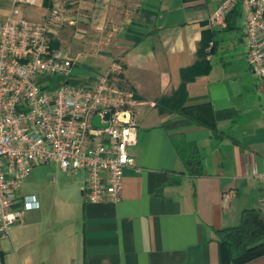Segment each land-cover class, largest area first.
Instances as JSON below:
<instances>
[{
  "label": "crops",
  "instance_id": "1",
  "mask_svg": "<svg viewBox=\"0 0 264 264\" xmlns=\"http://www.w3.org/2000/svg\"><path fill=\"white\" fill-rule=\"evenodd\" d=\"M222 1L0 0V21L15 10V17L49 25L51 48L74 61L72 86L88 85L115 64L120 71L109 80L137 103L128 150L134 167L123 171L120 200L86 204L83 175L66 208L50 209L45 196H34L37 209L0 239V264H220L215 232L236 226L242 210L264 219L257 180L264 172V86L246 61L242 18L231 30L209 21ZM203 44L209 70L184 82L181 105H208L218 139L175 112L180 72ZM170 139L196 145L201 176L187 174ZM228 192L234 195L224 201ZM246 264H264V256Z\"/></svg>",
  "mask_w": 264,
  "mask_h": 264
},
{
  "label": "built area",
  "instance_id": "2",
  "mask_svg": "<svg viewBox=\"0 0 264 264\" xmlns=\"http://www.w3.org/2000/svg\"><path fill=\"white\" fill-rule=\"evenodd\" d=\"M235 5L240 7L248 67L264 86V0H223L209 21H222ZM16 14L12 10L11 17L0 21V239L27 211L37 209L33 195L17 197L16 190L38 165L80 171L86 204L117 203L123 171L134 167L128 150L137 130L133 93L109 80L119 73L118 65L88 85L72 86L74 61L50 47L49 25ZM51 15L57 17L56 10ZM51 80L55 86L47 88ZM257 180L259 210L264 212V172ZM233 195L228 192L223 200Z\"/></svg>",
  "mask_w": 264,
  "mask_h": 264
},
{
  "label": "trees",
  "instance_id": "3",
  "mask_svg": "<svg viewBox=\"0 0 264 264\" xmlns=\"http://www.w3.org/2000/svg\"><path fill=\"white\" fill-rule=\"evenodd\" d=\"M48 1L50 0H42V4L46 5ZM238 17H241V13L238 6L235 5L223 19L224 29L231 30L234 28V22ZM50 47H54L53 43ZM205 47V44L200 46L196 52L197 60L195 63L190 68L180 72L182 84L176 93V96L180 97V102L175 112L191 124L206 128L213 138L218 139L221 135L216 131L212 110L208 105L193 109L183 108L181 105L184 97V82L191 81L196 76L205 75L209 70V66L204 60L205 53L202 51ZM55 82V80H51L46 87H54ZM170 140L179 160L186 163L187 174L194 178L201 176L202 159L196 145L186 143L181 139L179 141ZM215 234L219 246L220 264H246L264 256V219L258 210H242L236 226L217 230Z\"/></svg>",
  "mask_w": 264,
  "mask_h": 264
},
{
  "label": "rangeland",
  "instance_id": "4",
  "mask_svg": "<svg viewBox=\"0 0 264 264\" xmlns=\"http://www.w3.org/2000/svg\"><path fill=\"white\" fill-rule=\"evenodd\" d=\"M81 179L80 171L67 175L54 164L38 165L33 167L20 183L16 195L22 197L43 195L49 201L50 209L58 210L63 205L66 208L72 197L78 194Z\"/></svg>",
  "mask_w": 264,
  "mask_h": 264
},
{
  "label": "water",
  "instance_id": "5",
  "mask_svg": "<svg viewBox=\"0 0 264 264\" xmlns=\"http://www.w3.org/2000/svg\"><path fill=\"white\" fill-rule=\"evenodd\" d=\"M96 118H93V120H92V123H93V125H95L96 126Z\"/></svg>",
  "mask_w": 264,
  "mask_h": 264
}]
</instances>
